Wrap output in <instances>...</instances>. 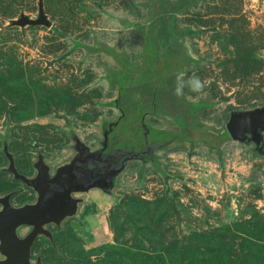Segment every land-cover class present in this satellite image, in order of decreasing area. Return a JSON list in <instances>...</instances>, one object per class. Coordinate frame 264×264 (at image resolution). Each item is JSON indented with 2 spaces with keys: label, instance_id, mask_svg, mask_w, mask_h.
Segmentation results:
<instances>
[{
  "label": "rangeland",
  "instance_id": "rangeland-1",
  "mask_svg": "<svg viewBox=\"0 0 264 264\" xmlns=\"http://www.w3.org/2000/svg\"><path fill=\"white\" fill-rule=\"evenodd\" d=\"M156 1L0 0V199L36 208L39 164L76 174L32 264H264V0H195L177 52ZM41 2L52 25H19ZM181 72L203 91L175 95Z\"/></svg>",
  "mask_w": 264,
  "mask_h": 264
},
{
  "label": "water",
  "instance_id": "water-1",
  "mask_svg": "<svg viewBox=\"0 0 264 264\" xmlns=\"http://www.w3.org/2000/svg\"><path fill=\"white\" fill-rule=\"evenodd\" d=\"M40 17L38 20H31L27 18H22L18 24L19 25H45L50 27L52 24L47 20V15L44 9V3H40ZM234 123L231 122L228 124V130L232 134L233 137L238 136V132L234 128ZM27 183L31 184V186L36 184V181H27ZM0 202L3 204L4 208L0 211V251L3 255L7 257V261L0 262V264H32L31 262V249L34 243L35 238L38 234L43 233V230L40 227V224L45 223V220H38V216H42L41 202L34 210V216H29L27 219L24 218L26 216V211L29 207L14 209L8 198L0 199ZM55 206V204H54ZM51 216L49 221L53 218L52 209L49 210ZM58 214V212H55ZM23 216V217H22ZM36 226L35 231L29 235L27 238L19 239L15 234V228L22 223H29L30 221ZM45 233V231H44ZM36 264H41L40 262Z\"/></svg>",
  "mask_w": 264,
  "mask_h": 264
},
{
  "label": "trees",
  "instance_id": "trees-1",
  "mask_svg": "<svg viewBox=\"0 0 264 264\" xmlns=\"http://www.w3.org/2000/svg\"><path fill=\"white\" fill-rule=\"evenodd\" d=\"M195 3V0H157L155 6V14L157 18L154 20V25L158 26L162 36L161 41L166 45H171L175 36L174 31H177V16L190 9ZM175 51L170 46V50ZM222 134L219 137H222ZM260 141V138L257 139Z\"/></svg>",
  "mask_w": 264,
  "mask_h": 264
},
{
  "label": "flooded vegetation",
  "instance_id": "flooded-vegetation-1",
  "mask_svg": "<svg viewBox=\"0 0 264 264\" xmlns=\"http://www.w3.org/2000/svg\"><path fill=\"white\" fill-rule=\"evenodd\" d=\"M71 169H73V168H71ZM57 174L54 177L51 176L52 175L51 174V170L48 169V166L47 165L45 166V164H39L37 166V170H36L35 177H34V179L31 180L33 182L36 181V184L33 185V186H31V188L33 190H35V192H38L40 194V196H41V198L38 201V203L40 204V202H41V208H39V209L42 211V216L41 217L38 216V218H37L38 220H40V218L43 219V220L46 219L45 217H46V214L47 213L42 209V205H43V203L45 202V200L48 197L50 198L51 196H53V193H54L55 189H57L56 185L59 186V187L64 188L63 185H62V183H61V180L60 179L62 177L61 175H63V174L67 175L68 174L67 173V170L66 171H63V172H60V174H58V176H57ZM66 191L67 190L65 189V192L63 194L64 196L66 195ZM61 200H62L61 197L57 199L58 202H60ZM12 202L13 201H10L11 206L16 208L17 205H13ZM48 203L49 202H46V204H48ZM36 208H32L31 209L29 207L28 210L26 211V216L24 218L27 219L29 216H34V210ZM16 209H18V207ZM50 209H52L53 217L54 216H57V214H55V212L59 211L58 208H57V205H55L54 208H52V207L51 208H48V210H47L48 213H50L49 212ZM61 214H63V213H61ZM49 218L50 217H48V219ZM54 218H56V217H54ZM31 222H32V220H31ZM31 222H29V224H31ZM22 224H25V223H22ZM31 229H32V232L31 233H33L35 231V229H36V226L31 227Z\"/></svg>",
  "mask_w": 264,
  "mask_h": 264
},
{
  "label": "clouds",
  "instance_id": "clouds-1",
  "mask_svg": "<svg viewBox=\"0 0 264 264\" xmlns=\"http://www.w3.org/2000/svg\"><path fill=\"white\" fill-rule=\"evenodd\" d=\"M184 73L181 72L176 77V86L174 89V94L179 96H182L184 94L183 89L187 87L190 91L200 93L203 91L205 84L198 76H191L187 80H184Z\"/></svg>",
  "mask_w": 264,
  "mask_h": 264
},
{
  "label": "crops",
  "instance_id": "crops-1",
  "mask_svg": "<svg viewBox=\"0 0 264 264\" xmlns=\"http://www.w3.org/2000/svg\"><path fill=\"white\" fill-rule=\"evenodd\" d=\"M74 162H75V160H74ZM46 166V165H45ZM73 168V167H72ZM72 169L71 168H69L68 170H67V175H65V174H63V175H65V178H70V180H72V179H74L75 180V176L74 175H76V174H73L72 173V171H71ZM58 174H60V171H58ZM58 174H57V176H58ZM62 176V175H61ZM80 182H82V181H80ZM76 184H79V182H77ZM82 186H77L76 187V189L73 187V191H71L70 189H68L67 191H66V196H68L69 195V193L71 192V193H74L73 195H74V198L76 197V198H79L78 197V195H81L82 193H83V190H82V188H81ZM75 191V192H74ZM79 191V192H78ZM76 193H77V196H76ZM60 208H63V206H60ZM58 210H60V209H58ZM63 214H64V212H62Z\"/></svg>",
  "mask_w": 264,
  "mask_h": 264
}]
</instances>
